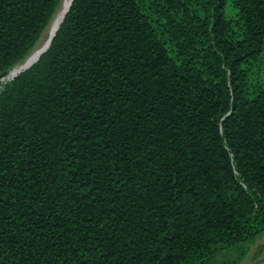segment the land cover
Returning <instances> with one entry per match:
<instances>
[{
    "label": "trees",
    "instance_id": "trees-1",
    "mask_svg": "<svg viewBox=\"0 0 264 264\" xmlns=\"http://www.w3.org/2000/svg\"><path fill=\"white\" fill-rule=\"evenodd\" d=\"M60 3L0 0V264H212L264 234V0H73L10 78Z\"/></svg>",
    "mask_w": 264,
    "mask_h": 264
},
{
    "label": "rangeland",
    "instance_id": "rangeland-1",
    "mask_svg": "<svg viewBox=\"0 0 264 264\" xmlns=\"http://www.w3.org/2000/svg\"><path fill=\"white\" fill-rule=\"evenodd\" d=\"M60 4L62 5V3ZM59 7L61 6L59 5ZM224 10L226 15H233L235 10L231 5V0H227ZM46 32L43 33L33 51L43 40L47 39L48 34ZM212 264H264V234L257 236L252 242H246L238 245L235 249L224 250L218 253Z\"/></svg>",
    "mask_w": 264,
    "mask_h": 264
},
{
    "label": "bare ground",
    "instance_id": "bare-ground-1",
    "mask_svg": "<svg viewBox=\"0 0 264 264\" xmlns=\"http://www.w3.org/2000/svg\"><path fill=\"white\" fill-rule=\"evenodd\" d=\"M70 1L71 0H62L61 7L57 11V13L54 14L55 16L51 20L50 25L47 28V32H46L48 34L47 39L43 40L40 43V45L37 46V48L34 51H32V54L29 55V57L25 60L26 62L24 63V65H27L30 62H32L37 57L39 51L47 44V41H48L49 37L52 36V34L55 32L56 28L58 27L60 21L62 20V17H63L65 11L67 10V8H68V6L70 4ZM19 67H21V66L19 65L15 70H13L12 72H10L9 76L11 77V75L14 74Z\"/></svg>",
    "mask_w": 264,
    "mask_h": 264
},
{
    "label": "water",
    "instance_id": "water-1",
    "mask_svg": "<svg viewBox=\"0 0 264 264\" xmlns=\"http://www.w3.org/2000/svg\"><path fill=\"white\" fill-rule=\"evenodd\" d=\"M72 1H73V0L70 1V4H69L67 10L65 11L63 17H62V20H63V18H64V16H65L66 12L68 11V9H69V7H70ZM51 20H52V19H51ZM62 20L60 21L58 27L56 28V30H55V32L52 34V36L49 37V39H48V41H47V44H46V45H45V46L39 51L37 57H36L32 62H30L29 64L24 65V63L26 62L25 60L27 59V58H26V59L21 63V65L19 64L21 67H19V68L17 69V71H16L14 74L11 75V77L9 76L10 78H13V77H15L17 74H19L20 72L26 70L27 68H29V66H31L34 62H36V61L38 60L39 56H40L42 53H44V52L46 51V49L49 47V45H50V43H51V40L53 39V37L55 36V33H56L57 30L59 29V26H60ZM50 22H51V21H50ZM49 25H50V23H49ZM22 65H23V66H22Z\"/></svg>",
    "mask_w": 264,
    "mask_h": 264
}]
</instances>
